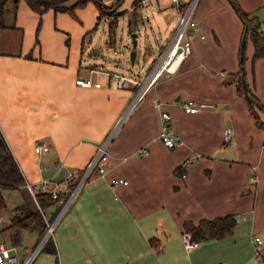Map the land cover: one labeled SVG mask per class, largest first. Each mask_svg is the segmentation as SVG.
Masks as SVG:
<instances>
[{"label":"crops","instance_id":"obj_1","mask_svg":"<svg viewBox=\"0 0 264 264\" xmlns=\"http://www.w3.org/2000/svg\"><path fill=\"white\" fill-rule=\"evenodd\" d=\"M148 1L154 32L166 33L164 43L156 38L159 48L172 39L179 7ZM237 2L264 29V0ZM13 8L11 22L4 23L6 10L0 15V131L26 182L67 185L68 172L82 170L97 142L125 114L109 144L105 174L90 175L58 219L51 235L55 253L39 250L31 264H257L253 234L263 240L264 260V129L235 82H227L242 60L243 26L230 1L196 0L180 66L162 73L127 113L136 86L126 81L117 87L115 75L124 73L98 53L95 3L76 8V17L52 9L39 16L23 0ZM114 42L108 39L110 46ZM253 51L248 38L245 79L264 106V57L252 59ZM90 75L99 87L75 84ZM188 100L203 106L185 112L181 104ZM161 111L170 114L169 126L179 135L173 148L158 138ZM257 115L264 122L261 110ZM36 141L48 151L35 153ZM113 178L127 184L112 186ZM49 208L48 217L55 205ZM226 215L235 220L230 233L184 248L185 223ZM32 224L16 241L9 227L5 242L20 260L38 240Z\"/></svg>","mask_w":264,"mask_h":264},{"label":"built area","instance_id":"obj_2","mask_svg":"<svg viewBox=\"0 0 264 264\" xmlns=\"http://www.w3.org/2000/svg\"><path fill=\"white\" fill-rule=\"evenodd\" d=\"M183 1H188V5L182 9H179V21L174 30L172 39L166 42L164 45L159 46L157 54L155 55V58L147 71H145L143 75L132 73V76L130 77L121 73L115 75L117 87H122L126 81L131 82L134 86H136L133 99L131 100V103L129 104L125 113H127L132 108V106H134L135 103L147 92V90L153 84H155L162 73H175L180 66L185 55V48L182 43V38L185 30L193 25L192 13L196 3V0H170V3L174 6H179ZM139 5L141 7H146L149 5V1L141 0ZM141 18H147V15L142 14ZM127 39L128 41H131L132 37L128 35ZM75 84L84 88L100 86V83L93 80L91 75L85 78L75 79ZM155 105L160 107V102H156ZM181 106L185 112L193 113L197 112L203 105L195 104L193 101L188 100L183 102ZM123 116L119 117L113 128L108 131L101 141L97 142L94 155L85 163L82 170L78 173L68 172L66 177L68 183L67 185L61 186L56 182L52 183L50 179H41L37 183L26 182L25 186L34 199L37 192H48L50 194V198L55 201L57 206L56 214L54 215L53 219L45 220V238L42 237L43 239L41 238L36 247L23 260L19 259L15 247L8 245L0 238V264H31L34 256L41 249V246L46 238L52 235L53 229L58 219L70 205L74 196L89 178V176L94 172L100 176L105 174V168L109 158V144L114 133L118 129ZM160 117L162 122L158 138L165 146L173 148L179 143V135L177 132L171 130L169 126L171 116L168 112L161 111ZM223 141L225 144H228L231 141V129L229 127L224 129ZM33 150L37 154H42L48 151V146L40 141H36L33 145ZM141 152L146 153V150H141ZM187 163L188 160H185V162H183L181 165L184 167ZM182 175H184V173ZM118 184H127V180L121 178L111 179L112 186H117ZM2 221L3 219L0 217V227L2 225ZM182 242L186 250H192L198 245V242L192 239V235L188 231L182 233ZM252 246L254 258L256 259L257 264H264V260L262 258V238L256 234H253Z\"/></svg>","mask_w":264,"mask_h":264},{"label":"trees","instance_id":"obj_3","mask_svg":"<svg viewBox=\"0 0 264 264\" xmlns=\"http://www.w3.org/2000/svg\"><path fill=\"white\" fill-rule=\"evenodd\" d=\"M9 0H0V15L2 16L5 10V5ZM20 0H12L14 8H16ZM26 5L39 16H41L48 9H52L57 12H67L72 17H76L75 9L84 6L87 2L91 1L96 4L99 15L98 20L103 17H107V27H108V38L110 41L114 42L115 28L117 26V16L114 18H109L113 14L110 13V9L114 6L121 4V0L116 1L114 4L107 5L101 0H76L72 4H67L69 0H23ZM141 0L132 1V21L129 23L135 24L139 20V14L137 13L138 3ZM170 1V0H169ZM232 7L234 8L236 14L242 22V33L240 41V54H241V67L240 70L234 74L229 75L227 82H235L237 91L241 96H244L247 100L250 113L254 116L258 126L264 129V122H261L258 117V110L264 113V106L261 105L258 98L251 92L246 79L243 69V59H244V46L246 40L249 38L254 47L252 59L258 57H264V29L260 27V21L251 12H246L239 6L237 0H229ZM188 5L181 3L178 7L179 9L184 8ZM13 8V9H14ZM15 10V9H14ZM137 19V20H136ZM141 19V18H140ZM2 18L0 19V27H4ZM40 26V21L38 22L37 29ZM183 172V171H182ZM181 172V173H182ZM180 173V175H181ZM26 180L13 156L10 152L9 147L0 131V189H19L24 187ZM52 205H55L54 211L47 217L45 215V210ZM7 207L4 196L0 191V210H4ZM57 206L54 200L50 198L48 192H37L35 194V199L31 194L29 198L23 196V200L15 205L10 212V224L9 227L14 228L13 241L19 240L20 230L30 227L32 225L37 228L38 237L44 233L46 230L45 220H51L56 214ZM235 224L234 217L231 215L216 217L213 219H201L197 224L185 223L186 231L190 232L192 239L197 242L209 240V239H219L224 237L226 234L230 233ZM15 238V239H14ZM41 251L55 253L54 243L52 237L48 236L41 246Z\"/></svg>","mask_w":264,"mask_h":264},{"label":"rangeland","instance_id":"obj_4","mask_svg":"<svg viewBox=\"0 0 264 264\" xmlns=\"http://www.w3.org/2000/svg\"><path fill=\"white\" fill-rule=\"evenodd\" d=\"M103 3H106L104 0H101ZM116 1V0H114ZM118 1V0H117ZM133 0H123L119 5L114 6L110 9V13L113 14L109 18H114L117 16V26L115 28L114 35V45L108 44V35H107V20L108 18H102L97 27L94 30V43L97 46L98 53L102 54L106 58L107 62H113L115 64L114 68H120V71L126 75H131L132 73H138L143 75L145 71L151 66L152 61L158 51V41L164 43L166 33L154 32V25L150 22L152 21L151 13L147 11L145 7L140 10V14H146L147 18H141V21L135 25L129 23L132 21L131 7ZM108 4V3H107ZM114 4V3H113ZM12 0H9L5 5V14H4V23H9L12 21V11L13 8ZM195 7V6H194ZM137 20V19H136ZM179 21V16L177 23ZM152 25V28H151ZM135 33L136 45L133 46V39L128 41L127 37ZM158 41H157V39ZM93 43V45H94ZM135 50V61L133 64L130 63V52ZM97 53V52H96ZM102 59V58H101ZM101 62H104L103 59ZM103 64V63H102ZM2 195L4 196L7 207L4 210H0V217H2V225L0 228V238L9 243V233L12 231L11 228L7 227L10 223V210L15 207L18 203L23 200V196L29 198V190L26 186H22L19 190L11 189H0ZM46 213L50 212V208L45 210ZM48 217V216H47ZM53 219V218H52ZM36 230V228H35ZM46 231H44L45 233ZM44 233L38 237V240L35 242V246L43 237ZM38 234V232H37ZM26 240H24L25 242ZM22 242V243H24ZM30 244V240H29ZM31 250V249H30ZM30 254V253H29Z\"/></svg>","mask_w":264,"mask_h":264},{"label":"water","instance_id":"obj_5","mask_svg":"<svg viewBox=\"0 0 264 264\" xmlns=\"http://www.w3.org/2000/svg\"><path fill=\"white\" fill-rule=\"evenodd\" d=\"M132 39H133V46L136 45V39H135V34H132ZM135 61V50H131L130 52V63L133 64ZM46 234H44L43 238H45ZM42 238V239H43Z\"/></svg>","mask_w":264,"mask_h":264}]
</instances>
